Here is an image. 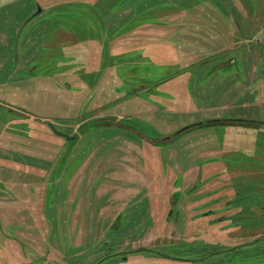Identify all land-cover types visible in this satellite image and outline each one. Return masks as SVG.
Listing matches in <instances>:
<instances>
[{
    "label": "rangeland",
    "instance_id": "1",
    "mask_svg": "<svg viewBox=\"0 0 264 264\" xmlns=\"http://www.w3.org/2000/svg\"><path fill=\"white\" fill-rule=\"evenodd\" d=\"M158 2L180 14L178 0ZM190 2L207 4L206 13L208 5L229 9L222 0ZM44 7L19 52H0V168L11 175L0 197L18 204L19 217L0 208V264H264V107L223 117L262 123L199 125L175 136L184 120L202 122L171 113L180 102L167 92L176 69L166 60L180 52L144 46L142 57L137 39L104 38L102 5ZM84 15L87 22L74 21ZM16 56L23 66L12 72ZM257 78L264 99V71ZM219 143L226 166L206 157Z\"/></svg>",
    "mask_w": 264,
    "mask_h": 264
},
{
    "label": "crops",
    "instance_id": "2",
    "mask_svg": "<svg viewBox=\"0 0 264 264\" xmlns=\"http://www.w3.org/2000/svg\"><path fill=\"white\" fill-rule=\"evenodd\" d=\"M34 1H37L36 6L38 5L42 12L45 11L44 6L49 8L52 5L63 7L75 5L79 2L93 3L96 7L102 5L101 15H96V18L102 23L108 17V25L101 27L105 33H108L103 36L104 38H119V40L135 38L137 41L132 48L134 47V50L142 57L147 54L143 50L144 46H154L156 51L158 48L165 46L166 51L170 49L169 53L173 51L172 48L180 52L182 56L177 58L171 56L166 60L168 67L176 69L173 74H170L172 81L167 84L169 86L167 90L169 96L175 94V97H177L175 99L180 102L179 108L171 111L173 115L179 116L181 114L191 118L193 116L196 121L244 119L241 114H233L232 118L223 117H231L225 116L231 108L264 107V99L259 98L262 89H254L258 80L257 68L261 59H263V62L260 71L262 73L264 71V0H238L234 3L222 0L229 7V9L224 7L226 12L223 14H220L218 10L216 12L210 5L208 7L211 12L206 13L207 4H192L190 0H178L182 3L180 14L172 12L173 10L168 9L167 5L158 7L160 6L158 0H123L121 3L120 1L111 3L107 0ZM34 1L0 0L1 53H6L7 50V52L11 51L12 54L19 52L21 39L25 35L28 36L31 30L32 19L41 16L40 13L36 14L38 10L35 14H31L32 16L30 15L29 7ZM42 1L45 2V5ZM163 1L166 4L174 3V0ZM112 6H115V8ZM164 6L166 7L163 10L164 13L158 14L157 11H161ZM202 7L205 8L204 13ZM116 8H121L120 13L117 16H110L113 15V12H116ZM200 10L203 15L199 13ZM238 12L240 16H238ZM87 16L89 15L78 16L74 21L87 22L85 21ZM239 18L242 23H240ZM88 21H93V18ZM175 22H179L180 27H177ZM85 27L77 25V30L83 32ZM113 30L117 33L110 36L109 32ZM80 37L86 38L87 35L81 34ZM250 38H254V41ZM146 39L150 40L147 41ZM28 59L29 57L26 61ZM19 63V58L16 56V65L14 64L12 72L23 66V61H21L22 66L21 64L19 66ZM262 82H264V78ZM262 85L263 83H261ZM204 111H207V115H211L212 118L202 114ZM245 120L250 119L245 118ZM189 121H191L190 118L181 123L188 125ZM217 147L214 148L213 153L206 157L212 158L214 164L224 163L223 166H226L225 159L227 158L222 153V148L226 147V144L219 143ZM239 149L233 144V151H241ZM234 157L235 154L233 153V160ZM5 161V159L0 158V166H5ZM10 164L12 166L17 165L13 161ZM238 164L233 161L231 166L234 167ZM236 172L233 170V175ZM10 178L9 170L2 171L0 168V183L4 185ZM221 187L218 188L219 194L222 192ZM33 191L37 192L36 190ZM35 193L34 197L37 196ZM31 195L30 198L26 199H31L33 194ZM0 198L3 199L0 201V203H3L0 208H5V214L18 223L17 219L19 217L14 218L13 213L15 211L12 212L18 204H15V202L7 204L5 199H8V197ZM13 199L16 201L22 200V198ZM23 207L29 208V206ZM11 221V224L8 223L10 226L14 223L13 220Z\"/></svg>",
    "mask_w": 264,
    "mask_h": 264
},
{
    "label": "water",
    "instance_id": "3",
    "mask_svg": "<svg viewBox=\"0 0 264 264\" xmlns=\"http://www.w3.org/2000/svg\"><path fill=\"white\" fill-rule=\"evenodd\" d=\"M41 12H42V9L39 8L36 14H39V13H41ZM262 62H263V59L260 60L259 66H258V68H257V71H258V72H261V71H260V68H261V64H262ZM201 123H202V122L195 123V124H192V125H186V126H184L183 128H181L177 133H175V136H177L178 134H180V133H182V132H184V131H186V130H189V129H191V128L198 127ZM49 126H50V128L53 130V132H54L56 135H59V136L65 137V138H66L67 140H69V141L74 140V138H75L74 136H71V135H69V134H67V133H64V132L58 130V129L55 127L54 124L49 123ZM163 139H170V140H173L174 138L171 137V136H168V137H165V138H163ZM152 142H156V140H152Z\"/></svg>",
    "mask_w": 264,
    "mask_h": 264
},
{
    "label": "trees",
    "instance_id": "4",
    "mask_svg": "<svg viewBox=\"0 0 264 264\" xmlns=\"http://www.w3.org/2000/svg\"><path fill=\"white\" fill-rule=\"evenodd\" d=\"M245 122H251V123H262L260 121L255 120H245V119H211L202 121L200 124V127H210V126H216V125H227V124H235V123H245ZM264 124V123H262Z\"/></svg>",
    "mask_w": 264,
    "mask_h": 264
},
{
    "label": "flooded vegetation",
    "instance_id": "5",
    "mask_svg": "<svg viewBox=\"0 0 264 264\" xmlns=\"http://www.w3.org/2000/svg\"><path fill=\"white\" fill-rule=\"evenodd\" d=\"M50 127V126H49ZM52 130V129H51ZM53 131V130H52ZM54 133V132H53ZM55 134V133H54ZM59 136V135H58ZM151 251V249H149Z\"/></svg>",
    "mask_w": 264,
    "mask_h": 264
}]
</instances>
